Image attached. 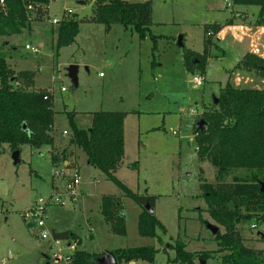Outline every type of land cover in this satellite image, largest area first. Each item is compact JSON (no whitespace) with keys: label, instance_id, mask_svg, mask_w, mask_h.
<instances>
[{"label":"rangeland","instance_id":"374dc122","mask_svg":"<svg viewBox=\"0 0 264 264\" xmlns=\"http://www.w3.org/2000/svg\"><path fill=\"white\" fill-rule=\"evenodd\" d=\"M76 1L55 5L50 12L30 19L18 35L0 37V53L14 72L33 71L32 86L45 91L52 100L54 144L60 151L68 148L67 113H75L74 122L82 129L90 126L95 112L126 113L124 157L114 176L133 193L155 197L152 210L160 226L154 237H141L137 221L142 208L122 196L102 172L84 164L85 156L77 151L74 165L82 166L77 199L63 206H48L46 228L51 223L57 230L73 232L79 239V244L74 242L77 249L87 253L153 247L157 251L153 264H180L173 262L176 243L191 253L216 250L208 226L220 232L223 229L209 218L199 190L200 172L207 183H214V169L198 159L196 123L203 120L201 114L207 108L215 109L212 98L218 97L227 82L236 88L264 90L260 73L243 67V59L239 61L231 32L216 38L220 31L214 35L210 28V36L205 34L206 26L231 18L234 13L228 10H235V6L230 0H125L151 1L150 34L155 36L154 42L149 35L139 39L119 24L107 30L90 22L94 0H82V6ZM63 7L73 11L66 17L75 15L80 23L74 42L57 49V26H50L47 19L59 17ZM179 37L182 47L177 45ZM26 44L38 53L26 51ZM187 51L207 62L201 87L192 83L200 74L184 68ZM70 65L77 66L76 88L66 74ZM63 130L67 136L62 135ZM13 153L7 145L0 148V200L4 204L0 262L44 264L43 256H51L50 245L39 238L37 228L24 223L20 213L38 199L47 201L51 196L54 168L50 147L22 145L16 160ZM102 196L119 199L124 236L112 234L104 223L99 210ZM252 224H256L255 229H250ZM238 230L246 247L264 250V221H247ZM194 264L199 263L195 260ZM205 264L218 261L214 257Z\"/></svg>","mask_w":264,"mask_h":264},{"label":"trees","instance_id":"16d2710c","mask_svg":"<svg viewBox=\"0 0 264 264\" xmlns=\"http://www.w3.org/2000/svg\"><path fill=\"white\" fill-rule=\"evenodd\" d=\"M28 0H3L0 8V37L18 35L28 27L25 2ZM233 6L256 7L255 26H264V0H230ZM40 12V15L41 16ZM90 22L103 25L107 30L112 24H119L143 39L150 34L152 25V3L144 1L131 3L125 0H94ZM80 21L75 15L64 18L57 26L56 48L66 47L74 42ZM227 23L225 25H229ZM216 35L220 24L205 27ZM210 34V33H209ZM208 37L210 35H207ZM205 43L207 44L206 40ZM3 44H5L3 42ZM196 53H184L183 65L187 72L204 74L206 61L198 59ZM253 61V63H251ZM243 67L257 70L264 77V59L247 53ZM201 72V73H200ZM33 71L10 69L5 56L0 53V148L7 145L10 151L20 146L50 147V162L59 168L69 162L72 148L80 151L88 166L99 170L106 179L142 208L138 216L137 231L141 237H154L160 224L149 214L145 205L153 209L155 197L139 196L130 191L115 176L124 157L123 123L126 113L95 112L90 126L79 128L74 122L75 113H67L69 137L68 148L54 146V111L52 100L45 91L34 88ZM17 84V85H16ZM215 109H206L202 114L205 127L194 130V142L200 161H207L214 169V183H207L200 172L199 190L206 204L209 218L220 228L213 240L217 249L207 252H187L185 246L176 243L173 262L194 264L215 257L218 264H264V250L245 246L238 226L254 221H264V90L233 87L229 82L220 89ZM74 151V150H73ZM72 166H65L71 169ZM63 181L66 176H62ZM54 180L51 186H54ZM119 199L102 196L100 215L114 235H125L124 216L120 214ZM55 239L73 241L79 244L76 234L70 231H52ZM264 241V235L262 236ZM156 250L153 247H134L112 251L116 264L135 262L154 263ZM103 253H87L76 249L70 256L71 264H98Z\"/></svg>","mask_w":264,"mask_h":264},{"label":"built area","instance_id":"2783aa9c","mask_svg":"<svg viewBox=\"0 0 264 264\" xmlns=\"http://www.w3.org/2000/svg\"><path fill=\"white\" fill-rule=\"evenodd\" d=\"M74 2V0H28L25 2V15L28 20L36 19L40 12L48 11L55 5H66L67 3ZM4 7L3 0H0V8ZM70 11L67 8H62L59 17H53L47 19V22L50 26H58V24L69 14ZM209 35V34H207ZM24 49L32 54H37L38 50L26 44ZM193 78V85L195 87H201L203 85V78L200 75H196ZM17 85V84H16ZM64 91V88H61ZM44 100L47 99V96H44ZM66 131L62 132V135H66ZM173 134H176L173 132ZM71 172V174H69ZM66 176V179L63 181L62 176ZM54 186L51 188V196L45 201L38 199L32 205L20 213L21 218L24 223L27 225L38 229V236L41 240L49 243L51 256H43L44 264H71L70 256L76 251L77 246L73 241H63L55 239L51 232L46 228L45 218H46V208L48 206H63L66 203H74L78 196V186H79V177L78 171L76 168L65 169V165L54 168L53 171ZM4 214V204L0 200V216ZM256 224H252L250 229H255ZM3 264V261L0 262Z\"/></svg>","mask_w":264,"mask_h":264},{"label":"crops","instance_id":"0c3cea01","mask_svg":"<svg viewBox=\"0 0 264 264\" xmlns=\"http://www.w3.org/2000/svg\"><path fill=\"white\" fill-rule=\"evenodd\" d=\"M235 10L233 9H229L228 12L229 14L234 13L233 15L235 16V18H233L234 16L230 15L231 18L226 19L223 23H221L220 25H222V28L220 30V32L217 34L216 38L219 37L220 34H225V31H229L232 33V38H234V41H236L238 47H237V53H238V57L240 58L239 61H242V59L244 58V56L247 53H252L257 55L260 58L264 59V26H255L254 25V21L257 15V11L258 8L256 7H237L235 6ZM240 22V23H239ZM225 23H230L229 25H225ZM243 63V62H242ZM101 76V74H99ZM262 80L264 79L261 78ZM37 89V88H36ZM54 127V125H53ZM55 131V129H54ZM65 131V130H63ZM62 131V132H63ZM54 133V139H55V132ZM68 135V132L66 133V136ZM65 136V135H64ZM55 143V141H54ZM55 146V144H54ZM78 150L72 151L73 155H71L69 157V162H64L65 166H72V168H76L78 169V172L82 169L81 165H74L75 163V152H77ZM80 152V151H78ZM81 154V153H80ZM82 158V157H81ZM83 159V158H82ZM85 162L84 164L87 165L86 163V159H84ZM88 166V165H87ZM90 167V166H88ZM32 205V204H31ZM28 209V208H26ZM24 209V210H26ZM23 212V211H22ZM48 230L51 232L55 231V232H63V231H69V230H57L55 227H53V224L51 225V223L47 226ZM102 253V252H101ZM130 264H137V262L135 263H130Z\"/></svg>","mask_w":264,"mask_h":264},{"label":"water","instance_id":"95a60500","mask_svg":"<svg viewBox=\"0 0 264 264\" xmlns=\"http://www.w3.org/2000/svg\"><path fill=\"white\" fill-rule=\"evenodd\" d=\"M76 3L80 6L84 5V2L82 0H79V1L77 0ZM177 45L182 47L181 37L178 38ZM66 74L71 80V82L73 83L74 88H76L77 87V66L70 65L66 69ZM212 103L213 105L217 104V99L215 97L212 98ZM205 124L206 123L202 119H199V121L196 123V128L199 131H201L204 128ZM17 156H18V151H14L13 159L16 160ZM145 209L149 214H153L152 208H150L148 205H145ZM208 229L211 231L213 236L218 232V228L211 226V225L208 226ZM97 263L98 264H116V259L114 258V255L112 254V252H104L101 255V257L97 258ZM199 264H205V263L201 262Z\"/></svg>","mask_w":264,"mask_h":264},{"label":"clouds","instance_id":"9594fccd","mask_svg":"<svg viewBox=\"0 0 264 264\" xmlns=\"http://www.w3.org/2000/svg\"><path fill=\"white\" fill-rule=\"evenodd\" d=\"M194 79H197V78L194 77ZM194 87H195V85H194Z\"/></svg>","mask_w":264,"mask_h":264}]
</instances>
